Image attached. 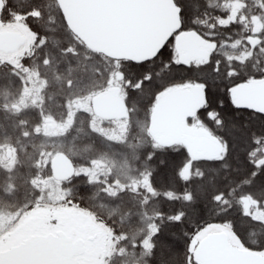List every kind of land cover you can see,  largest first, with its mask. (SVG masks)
Wrapping results in <instances>:
<instances>
[{
    "label": "snow or ice",
    "instance_id": "snow-or-ice-1",
    "mask_svg": "<svg viewBox=\"0 0 264 264\" xmlns=\"http://www.w3.org/2000/svg\"><path fill=\"white\" fill-rule=\"evenodd\" d=\"M0 264H264V0H0Z\"/></svg>",
    "mask_w": 264,
    "mask_h": 264
}]
</instances>
